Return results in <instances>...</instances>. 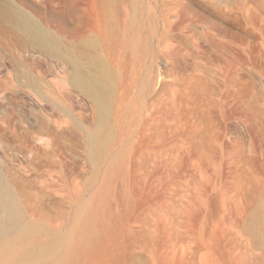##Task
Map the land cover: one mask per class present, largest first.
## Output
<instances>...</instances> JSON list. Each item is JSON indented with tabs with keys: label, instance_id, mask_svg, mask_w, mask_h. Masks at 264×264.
Segmentation results:
<instances>
[{
	"label": "rangeland",
	"instance_id": "rangeland-1",
	"mask_svg": "<svg viewBox=\"0 0 264 264\" xmlns=\"http://www.w3.org/2000/svg\"><path fill=\"white\" fill-rule=\"evenodd\" d=\"M94 1L117 84L98 160L63 62L0 15V165L31 239L63 236L57 264H264V0ZM6 3L77 38L66 0ZM24 251L2 240L0 264H37Z\"/></svg>",
	"mask_w": 264,
	"mask_h": 264
},
{
	"label": "bare ground",
	"instance_id": "bare-ground-1",
	"mask_svg": "<svg viewBox=\"0 0 264 264\" xmlns=\"http://www.w3.org/2000/svg\"><path fill=\"white\" fill-rule=\"evenodd\" d=\"M66 3L63 12L66 18L65 33L69 37L74 33L77 34L76 39L70 38L67 43L55 38L52 30L44 28L35 17L13 3L0 6V15L23 36L26 46L63 62L69 87L80 94V107L85 109L86 102L92 105L95 118L92 129H89L85 123L82 127L89 143L91 157L98 160L112 141L113 97L117 85L115 74L108 61L112 57L111 50L108 49V52L103 54L102 45L96 39L98 35L102 42L106 40L104 32L108 21L104 17L99 19L93 12L96 9L95 1L90 13L83 7L84 0H66ZM185 6L184 3H177L174 14L177 15L179 9ZM88 14L97 19L96 27L87 29L84 21ZM92 35L95 38H91ZM227 73L226 77L232 76L231 70ZM236 76L239 77L240 74L237 72ZM69 91L72 92L70 89ZM38 233L37 228L26 222L18 197L0 165V242L8 237L15 240L22 239L25 242L23 259L32 260L37 264L60 262L67 249L64 237L56 234L47 241L31 239V236ZM260 236L264 243V231Z\"/></svg>",
	"mask_w": 264,
	"mask_h": 264
}]
</instances>
